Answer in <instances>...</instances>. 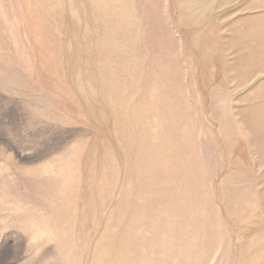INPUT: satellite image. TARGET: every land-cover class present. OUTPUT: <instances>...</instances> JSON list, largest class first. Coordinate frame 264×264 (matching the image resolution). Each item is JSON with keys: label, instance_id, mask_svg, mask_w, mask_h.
I'll list each match as a JSON object with an SVG mask.
<instances>
[{"label": "rangeland", "instance_id": "374dc122", "mask_svg": "<svg viewBox=\"0 0 264 264\" xmlns=\"http://www.w3.org/2000/svg\"><path fill=\"white\" fill-rule=\"evenodd\" d=\"M181 2L0 0V264H264V0Z\"/></svg>", "mask_w": 264, "mask_h": 264}, {"label": "bare ground", "instance_id": "6f19581e", "mask_svg": "<svg viewBox=\"0 0 264 264\" xmlns=\"http://www.w3.org/2000/svg\"><path fill=\"white\" fill-rule=\"evenodd\" d=\"M189 0H182V2H181V7L184 9V7H186V6H190L189 5V3L190 2H188ZM198 1V0H197ZM201 1V0H200ZM191 2H193V1H191ZM199 3V2H198ZM198 3H196V4H198ZM180 6V5H179ZM182 10V9H181ZM186 10V9H185ZM206 12L204 11L201 15H198V16H190V20H192V21H194V20H196L197 22L198 21H200L201 20V18H199V17H202L204 14H205ZM208 14V13H207ZM185 15L187 16L188 14L185 12ZM204 18V17H203ZM183 26V25H182ZM71 30V29H70ZM70 32V31H69ZM74 32V31H73ZM72 33V32H71ZM71 36V35H70ZM67 37V36H66ZM72 38V37H71ZM71 40V39H70ZM78 40V39H77ZM193 40H194V42H196V44H198V43H200L201 42V37L199 36V37H196V38H193ZM77 42H79V41H77ZM73 43V42H72ZM73 53H74V51H73ZM234 77V76H233ZM96 92H97V90H96ZM252 141H253V139H251ZM246 147V146H245ZM258 151V150H257Z\"/></svg>", "mask_w": 264, "mask_h": 264}]
</instances>
